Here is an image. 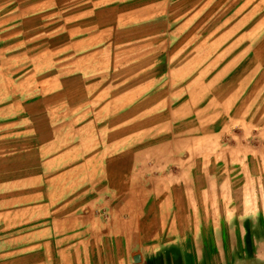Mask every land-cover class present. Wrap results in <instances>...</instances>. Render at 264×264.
<instances>
[{"label":"crops","instance_id":"obj_1","mask_svg":"<svg viewBox=\"0 0 264 264\" xmlns=\"http://www.w3.org/2000/svg\"><path fill=\"white\" fill-rule=\"evenodd\" d=\"M83 2L15 14L28 41L0 43V176L36 185L42 164L63 200L85 187L0 212V264H264V38L245 0Z\"/></svg>","mask_w":264,"mask_h":264},{"label":"rangeland","instance_id":"obj_2","mask_svg":"<svg viewBox=\"0 0 264 264\" xmlns=\"http://www.w3.org/2000/svg\"><path fill=\"white\" fill-rule=\"evenodd\" d=\"M48 0H0V37L5 38V40H0L2 44H9L12 45L15 40L22 38L23 40L29 39V34L26 36L20 37L19 35L14 36L15 34V22L19 23V19L15 21L14 16L15 14L19 15L22 14L23 21L25 20V24L23 26L17 25L24 28L28 27L30 19H37L40 16H43L45 12V8L47 6ZM85 0H69L70 2V10L75 11L78 9L77 5L84 3ZM239 2H230V10H231V19L230 23L237 21V17L235 19L232 16L237 14ZM56 5V3H54ZM88 5H93L92 2L86 3V7ZM220 3H215L212 6L214 11H217L218 7L221 6ZM228 5V4H227ZM226 5V6H227ZM85 6V5H83ZM241 6V2H240ZM245 16H246V28L252 29L253 27H262V37L264 38V0H245ZM56 9V8H55ZM229 10V8H228ZM221 11V10H220ZM223 11V10H222ZM222 14V13H221ZM223 19L220 16H216L213 20L214 26H220ZM198 25H202L204 23V19L199 20ZM8 166H14L12 163L4 164ZM38 180L36 185H30L29 177H24L22 173V178H20L21 173H13V172H6L5 177L0 176V212L4 211L10 219H14L13 211L28 208L31 204L32 205H42L46 203H61V202H78L79 194L85 190V187H79L78 182L79 180L77 177L71 180V187H70V194L62 199L61 195H56L53 192L57 191V188H53L52 186H47V178H46V171L41 167L42 164H38ZM19 174V177L17 175ZM26 175H29L28 173ZM75 182V184H74ZM37 188V190L35 189ZM69 199V200H68ZM84 201V200H81ZM34 211V210H33ZM16 213V212H15ZM19 214L29 213V211L19 210L17 211ZM50 213L45 209L38 208L36 214L38 216V229L39 231L45 228V224L48 220H51V216H47ZM73 214H77L78 212L71 211ZM11 214V215H10ZM24 230L23 227H11L9 233L12 234L14 231ZM8 233V232H7ZM23 247L26 249L29 247V244L23 243Z\"/></svg>","mask_w":264,"mask_h":264}]
</instances>
